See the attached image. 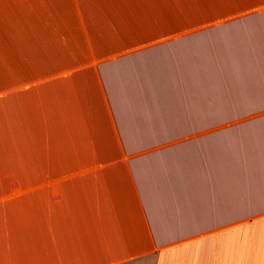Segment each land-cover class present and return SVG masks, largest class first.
Returning <instances> with one entry per match:
<instances>
[{
  "label": "crops",
  "instance_id": "0c3cea01",
  "mask_svg": "<svg viewBox=\"0 0 264 264\" xmlns=\"http://www.w3.org/2000/svg\"><path fill=\"white\" fill-rule=\"evenodd\" d=\"M0 264H264V0H0Z\"/></svg>",
  "mask_w": 264,
  "mask_h": 264
}]
</instances>
